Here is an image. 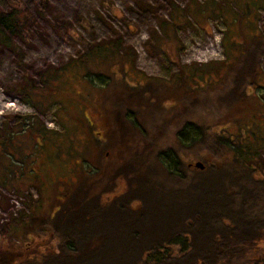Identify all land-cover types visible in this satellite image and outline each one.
<instances>
[{
	"label": "rangeland",
	"instance_id": "1",
	"mask_svg": "<svg viewBox=\"0 0 264 264\" xmlns=\"http://www.w3.org/2000/svg\"><path fill=\"white\" fill-rule=\"evenodd\" d=\"M49 2L40 15V0H0V14L18 5L35 15L22 34L12 36L10 47L0 41V91L6 97L0 108V244L22 245L35 213L52 220L64 204L90 203L119 158L130 160L132 146L121 138L130 136L129 119L146 122L153 134V104L143 110L130 100V91L173 111L181 107L177 115L162 116L156 137L162 138L168 115L175 116L168 123L174 129L187 116L208 121L210 114L231 140L228 158L241 146L256 153L264 168V0ZM200 40L215 51L190 54ZM98 44H117L120 50L82 57ZM248 45L258 46L256 52L241 58ZM233 86L232 102L224 103L220 96ZM12 100L16 104L9 106ZM151 142L145 143L151 154L172 146ZM173 146L192 166L212 156L201 148ZM99 168L102 173L77 191L83 177ZM93 180L99 189L89 191Z\"/></svg>",
	"mask_w": 264,
	"mask_h": 264
},
{
	"label": "trees",
	"instance_id": "2",
	"mask_svg": "<svg viewBox=\"0 0 264 264\" xmlns=\"http://www.w3.org/2000/svg\"><path fill=\"white\" fill-rule=\"evenodd\" d=\"M40 1L41 15L50 2ZM34 18L29 8L11 6L0 14V41L10 47L12 36L22 34ZM61 27L69 31L68 26ZM257 47L248 45L241 58ZM107 49L120 50L117 44L112 48L98 44L82 57L89 60ZM231 89L220 96L224 103L232 102L229 96L237 92V86ZM130 92L134 95L130 100L143 110L153 104V134L146 122L129 119L130 136L121 137L133 149L129 162L119 158V167L105 178L98 194L90 195V203L64 204L52 220L38 218L36 213L30 216L31 231L27 232L31 233H24L27 240L22 245L0 244V264H264V168L254 159L256 153L237 146L229 159L231 140L210 114L208 121L202 120L196 111V117L187 116L172 129L168 123L181 107L173 111L141 91ZM169 112L176 113L168 115V123L161 122L166 128L162 138L156 137L158 123ZM150 139L172 146L151 154L145 145ZM173 145L201 148L212 156L204 169H198L185 162ZM102 171L84 176L76 190ZM90 186L89 191L99 189L96 180Z\"/></svg>",
	"mask_w": 264,
	"mask_h": 264
},
{
	"label": "bare ground",
	"instance_id": "3",
	"mask_svg": "<svg viewBox=\"0 0 264 264\" xmlns=\"http://www.w3.org/2000/svg\"><path fill=\"white\" fill-rule=\"evenodd\" d=\"M214 51L215 49L213 44H209L207 41L200 40L199 42L192 44L189 53L192 54L193 56H198V55L207 56L212 54ZM5 99L6 97L3 96L2 92L0 91V108H4L3 103ZM15 104L16 103L14 102V100L8 103L9 106H14Z\"/></svg>",
	"mask_w": 264,
	"mask_h": 264
},
{
	"label": "water",
	"instance_id": "4",
	"mask_svg": "<svg viewBox=\"0 0 264 264\" xmlns=\"http://www.w3.org/2000/svg\"><path fill=\"white\" fill-rule=\"evenodd\" d=\"M194 166H196L199 169H204L205 165L201 161L195 162Z\"/></svg>",
	"mask_w": 264,
	"mask_h": 264
}]
</instances>
